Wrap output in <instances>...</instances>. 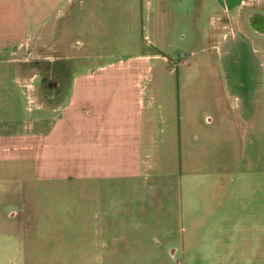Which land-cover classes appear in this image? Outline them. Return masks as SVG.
<instances>
[{
  "label": "rangeland",
  "instance_id": "rangeland-1",
  "mask_svg": "<svg viewBox=\"0 0 264 264\" xmlns=\"http://www.w3.org/2000/svg\"><path fill=\"white\" fill-rule=\"evenodd\" d=\"M217 2L0 0V264H264L245 215L264 210V125L238 134L264 111V40L243 22L264 0ZM74 80L105 84L56 86ZM58 109L71 130L41 164ZM103 114L116 133L96 135ZM99 146L104 165L81 160Z\"/></svg>",
  "mask_w": 264,
  "mask_h": 264
},
{
  "label": "crops",
  "instance_id": "crops-1",
  "mask_svg": "<svg viewBox=\"0 0 264 264\" xmlns=\"http://www.w3.org/2000/svg\"><path fill=\"white\" fill-rule=\"evenodd\" d=\"M245 1L246 0H218L217 6L218 7L219 6H228V7H231V8L241 7V6H245L247 4ZM247 1H255V0H247ZM200 7H203V3H201ZM248 9H251V8H248ZM252 9H257V8H252ZM257 10L259 11V13L264 15V11L263 10H261V9H257ZM253 38L257 39L256 37H253ZM260 40H263V39H260ZM2 47H5V44H2V42H0V49H3ZM103 84H105V83H103L101 81H99V82L94 81L93 83L92 82L89 83V82H85V81L74 80L72 83L70 82V84H65V83L62 82V83H58L56 86H63V87L71 88L70 90L68 89V91L71 92L72 97H75V94H78V92L80 93L81 89H82V93H86L88 95V94L91 93V90H88L87 87L101 88V86H103ZM82 86H83V88L79 89V87H82ZM105 86H109V84H106ZM110 86L112 87L111 84H110ZM94 92L95 93H99V95L101 94L100 90H96ZM92 99H93V101H91V102L94 103V105L97 104V101H98L97 98L94 97ZM58 113H60V114H58ZM52 117H53L54 125H53L51 131L48 132V134H47V132L40 131V130H39V132L34 133L35 140L39 141L38 143L35 144L34 156H35L36 160L40 161L41 164H44L43 163L44 159H46L48 157H49V159L53 158L52 157V152L55 149L54 148L55 146H53L52 139L58 138L57 136H59L60 134L69 133L70 130H71V127H70L71 119H74L73 114L71 112H69L68 109L67 110L58 109V111H54ZM114 118L115 117L111 118L110 124H106L105 115L104 114L102 116L98 115V117H96V120H98V124L95 126V131H94L96 133V135L104 134L105 132H108V130H111L114 133H116L117 129L119 127L115 128V126H113L111 124L113 122ZM255 120L256 121L250 127L249 126L245 127V126H243V123H242V127L243 128L238 131L239 136H241V134L249 136V135H251V134H253L255 132L257 126H259L261 124L264 125V123H263L264 122V111L263 110L260 109L259 112L257 111V113L255 115ZM163 122L165 123L166 121L163 119ZM38 123H41V122L38 121ZM86 124H90L89 119L86 120ZM121 124H122V122H121ZM62 125H64V126H62ZM134 125H136L135 128H137L139 130L143 129V127H141V125L138 126V122H136ZM152 125H153L152 122H151V124L148 123V125L146 127V130L145 131H140L139 133H137V135L140 136L142 134H145V135L153 134ZM169 134L175 135L174 127L170 128ZM26 140H27V138L25 137L24 141H26ZM120 140H121V138H120ZM44 142H46V144H44ZM228 142H232L233 143V141H230V140H228ZM116 145H117V143H116V140H115L114 144L112 143L111 148H110L111 152H112L111 159L113 161L117 162V160H115V159L120 158L119 163L122 164L123 159H122L121 150H123V147H122L123 144L120 143L118 145V147ZM63 146L64 147L68 146V144L67 145L64 144ZM141 147H142V145L138 144V142L136 143V145L134 147L133 146L130 147V152H133L131 156L135 157L133 154L134 153H138V151L141 149ZM26 148L27 147L25 145L24 149L26 150ZM86 148L87 147H85L84 152L80 153L82 161H87V162L90 161L89 164H91V165L94 164L95 166L104 165V161L106 160V158H105V154L102 153L103 149H104L103 146H99L97 148V150H95L96 148L95 149L87 148L88 150H86ZM117 148H119V150H120V156H118V157L115 154V150ZM20 149L21 148L19 147V150ZM74 157H75V153H74ZM136 157H135V160H136ZM80 163H82V162H80ZM218 165L219 166H225L224 162H222V163L219 162ZM245 215H246V221L248 222L247 224H249V226H252V227L256 228V226L259 223L260 226L262 224V227H264V210H263V212H261L260 209L257 212H248V213L246 212ZM256 215H257V217H255Z\"/></svg>",
  "mask_w": 264,
  "mask_h": 264
},
{
  "label": "flooded vegetation",
  "instance_id": "flooded-vegetation-1",
  "mask_svg": "<svg viewBox=\"0 0 264 264\" xmlns=\"http://www.w3.org/2000/svg\"><path fill=\"white\" fill-rule=\"evenodd\" d=\"M243 22L248 33L257 39L264 40V15L257 9H248L243 13Z\"/></svg>",
  "mask_w": 264,
  "mask_h": 264
}]
</instances>
